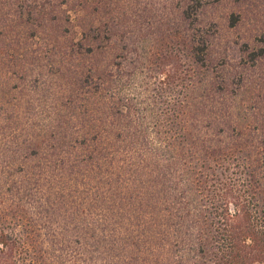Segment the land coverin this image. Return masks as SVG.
Masks as SVG:
<instances>
[{"label": "trees", "instance_id": "16d2710c", "mask_svg": "<svg viewBox=\"0 0 264 264\" xmlns=\"http://www.w3.org/2000/svg\"><path fill=\"white\" fill-rule=\"evenodd\" d=\"M210 1H179L152 55L119 0H0V253L21 229L35 252L14 264H80L73 244L84 264H264V125L253 96L214 105L190 32ZM43 68L64 72L65 104Z\"/></svg>", "mask_w": 264, "mask_h": 264}, {"label": "rangeland", "instance_id": "374dc122", "mask_svg": "<svg viewBox=\"0 0 264 264\" xmlns=\"http://www.w3.org/2000/svg\"><path fill=\"white\" fill-rule=\"evenodd\" d=\"M119 1L121 2V8L125 10L129 18L137 19V22H145L143 26L149 27L150 30L155 32L151 42L147 43L153 45L152 55L159 51L157 40L168 44L169 41H172L169 35L175 27L176 19H178L177 3L181 0ZM239 12H241L243 19L236 26H230V15ZM199 14L197 23L191 26L196 30L190 32L191 34H197L200 32L199 29L204 30V37L209 44L207 64L211 73H213L212 76L216 79L214 91L211 92L215 96L214 105L219 106L222 104V108H225L232 104L231 98L234 93H241L247 99L245 106H250L248 98L253 96L255 100L252 104L254 105V112L257 117H260L257 125L262 128L264 125V0H241L240 4L235 3L234 0H221L219 2L211 0L209 5L205 6ZM71 16L75 23L77 20L76 13H71ZM186 26L188 27L187 23ZM21 42L24 43L23 40ZM252 52L261 54V57L256 59V63H252ZM30 67H32L30 70H35L34 75H36L37 70L33 68L35 66ZM43 70L44 75L42 77L38 75L39 72L37 73V81L41 85L38 90L49 88L47 94L49 96L50 94L62 96L58 104H65L67 98L59 91L60 85L57 81L64 76V72L49 68H43ZM245 86L249 89L253 87V90L251 89L250 93L247 92L244 95L242 92ZM225 115H227V112ZM227 129L226 126H221V123H216L211 131L221 136L223 131ZM223 135L226 137L227 132H224ZM248 138L252 140L251 136ZM20 230L16 229L15 233H10L11 235L15 234L13 237L18 243L16 252L13 255L14 249H9L5 254L0 253V264H14L15 262L19 263L22 258L26 259L25 250L20 249L22 248L21 242L27 244L26 250L30 248L28 254L35 252L33 250L35 248L33 247L34 235L24 234ZM73 245V250L75 249L77 252L75 250L69 251L71 253L68 254L69 259L72 260L73 254L77 253L79 255L77 262L80 264L87 262L86 259L89 256L81 255L78 245ZM46 251L49 252L48 245H46ZM115 253L116 250L108 256L111 257ZM93 254L98 256L97 253ZM103 258H106L105 254L99 260L97 259V264L104 262Z\"/></svg>", "mask_w": 264, "mask_h": 264}]
</instances>
